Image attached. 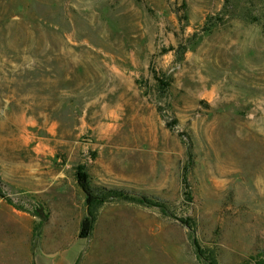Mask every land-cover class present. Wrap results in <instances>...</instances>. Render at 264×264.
<instances>
[{"label":"rangeland","instance_id":"374dc122","mask_svg":"<svg viewBox=\"0 0 264 264\" xmlns=\"http://www.w3.org/2000/svg\"><path fill=\"white\" fill-rule=\"evenodd\" d=\"M0 193V264H264V0H0Z\"/></svg>","mask_w":264,"mask_h":264},{"label":"trees","instance_id":"16d2710c","mask_svg":"<svg viewBox=\"0 0 264 264\" xmlns=\"http://www.w3.org/2000/svg\"><path fill=\"white\" fill-rule=\"evenodd\" d=\"M78 182H79V185L81 186L82 190L86 194V205H87L86 206V208H87L86 209V216L82 222V231L80 233L81 238H84L86 235L87 236L90 235V233L94 230V227H95L97 219H98L100 207H102V205L109 198H113L115 200H124V201L132 202V203H137L140 205L148 203V205L161 207L156 202H151V203L146 202V200H144L142 198H138L132 194L123 192L119 189H112L111 190L112 194L109 197L101 196V195H94L92 193V190L89 187L87 176L81 172H79V174H78ZM0 195H1V193H0ZM153 203H156V204H153ZM185 224L188 225L189 227H191L189 222L185 221ZM206 261L208 262V264H219L217 262V260L214 258H206Z\"/></svg>","mask_w":264,"mask_h":264},{"label":"crops","instance_id":"0c3cea01","mask_svg":"<svg viewBox=\"0 0 264 264\" xmlns=\"http://www.w3.org/2000/svg\"><path fill=\"white\" fill-rule=\"evenodd\" d=\"M6 210H9L11 211L12 214H14V216H16L18 218L19 214H18V211H16L14 209V207H12L11 205H9L5 199L0 195V216H2V214L6 211ZM15 218H13L14 220ZM17 239V242L18 240H20L19 238H16ZM4 241H7L6 239H4ZM11 241L12 243H15V240H11V239H8V242L11 244ZM0 243L1 244H4L6 245V242H3L2 240H0ZM15 251H19L18 248H15V247H5V246H1L0 248V254H2L3 256H6V253L7 254H13ZM12 260V259H10Z\"/></svg>","mask_w":264,"mask_h":264}]
</instances>
